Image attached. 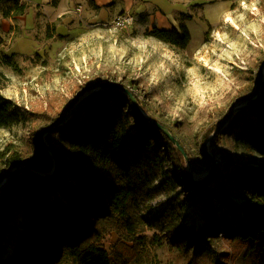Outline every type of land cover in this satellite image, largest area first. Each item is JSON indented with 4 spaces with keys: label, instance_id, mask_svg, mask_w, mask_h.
Instances as JSON below:
<instances>
[{
    "label": "rangeland",
    "instance_id": "1",
    "mask_svg": "<svg viewBox=\"0 0 264 264\" xmlns=\"http://www.w3.org/2000/svg\"><path fill=\"white\" fill-rule=\"evenodd\" d=\"M31 1L36 0H18L27 5L17 14L9 11L12 0H0V96L14 100L23 114L21 123L0 128V152L11 143L27 159L33 134L40 132L45 141L44 128L71 101L96 82H120L143 102V111L173 130L193 157L194 178L209 177L210 155L218 180L228 162L264 165L262 155L228 134L213 150L208 145V158L201 153L209 130L234 104L254 94L264 63V0H137L129 8L127 0H96L99 6L95 0H68L66 6H57L58 0L49 6ZM124 16L130 21L116 25ZM155 28L179 34L186 29L188 43L179 47L161 41L152 35ZM218 180L210 183L213 205L221 211L220 200L226 197L241 208L246 196L221 190ZM152 193L141 204L148 229L141 249L127 251L130 264H215L195 248L181 249L173 237L177 224L195 229L203 224L199 200L185 201L181 195L174 200L157 181ZM163 211L165 220L151 221ZM21 220L18 214L19 229ZM116 239L112 233L103 247L109 249ZM1 246H6L4 256L14 251L12 242L1 241ZM212 246L225 252L220 264H264L262 243L235 245L219 232Z\"/></svg>",
    "mask_w": 264,
    "mask_h": 264
},
{
    "label": "trees",
    "instance_id": "2",
    "mask_svg": "<svg viewBox=\"0 0 264 264\" xmlns=\"http://www.w3.org/2000/svg\"><path fill=\"white\" fill-rule=\"evenodd\" d=\"M12 1L9 11L23 12L26 5ZM182 31L155 28L151 32L161 41L185 47L189 32ZM258 75L254 94L234 104L236 111L210 138V148L228 134L264 157V132L254 123L264 127V74L259 98L248 104L257 94ZM132 97L145 110L133 90L120 82H96L71 101L44 128L49 129L44 140L57 159L53 172V158L40 132L31 138L27 159L11 143L0 152L5 167H0V264H130L133 257L129 259L127 251L132 254L141 249L148 229L141 204L152 199L155 181L166 195H175L174 200L181 195L185 201L198 199L201 204L203 224L196 229L182 224L174 227L173 237L181 249L195 248L220 264L225 252L212 246L219 232L235 245L264 244V165L228 162L219 180L217 168L209 177L194 180L188 170L193 172L196 166L185 146L165 123L147 111L141 113ZM78 101L74 113L66 118ZM234 106L203 137L204 144ZM22 120L15 101L0 96V128ZM204 144L201 153L208 158ZM216 180L221 190L233 189L246 196L241 208L224 197L220 200L223 209L218 211L221 208L213 205L210 187ZM18 214L23 218L22 229L15 224ZM167 217L163 211L151 221ZM112 233L117 239L106 249L102 243ZM1 241L12 242L11 255L4 256L6 246Z\"/></svg>",
    "mask_w": 264,
    "mask_h": 264
},
{
    "label": "water",
    "instance_id": "3",
    "mask_svg": "<svg viewBox=\"0 0 264 264\" xmlns=\"http://www.w3.org/2000/svg\"><path fill=\"white\" fill-rule=\"evenodd\" d=\"M263 66H264V63H263ZM263 66H262V68H261V70H260V72H259V75H258V82H257V94L255 95V96H253L250 100H249V102H248V104L249 103H251V102H253L254 100H257L258 98H259V96H260V94H261V91H262V87H263V74H264V72H263ZM113 85H116V86H120V87H122L121 85H117V84H113ZM105 86H107V85H105ZM96 91V90H95ZM128 94H130V93H128ZM131 95V94H130ZM85 97V96H84ZM132 100H133V102H134V104H135V106L138 108V110H140V112L141 113H143L144 114V111L140 108V106L137 104V102H136V100H135V98L134 97H132ZM79 103H80V101H78L77 103H76V105L72 108V110L69 112V114L66 116V118H68L72 113H74V111L76 110V108H77V106L79 105ZM236 109H237V107H233V109H232V112L227 116V118L219 125V127L217 128V130L214 132V134L216 133V132H218L225 124H226V121L232 116V114L236 111ZM151 121L152 122H154V123H156L158 126H161L159 123H158V121L157 120H154V119H151ZM163 128V130L167 133V135L169 136V138L172 140V141H174V142H176V145L178 146V148L181 150V151H183V149H182V147H180V145H179V143L177 142V140H176V138H174V136L166 129V128H164V127H162ZM48 130L49 129H45V130H43V134L45 135L47 132H48ZM213 134V135H214ZM213 135H211L206 141H205V144H204V149H207L208 148V145H209V139L213 136ZM44 137V136H43ZM44 143H45V145L48 147V151L50 152V154L52 155V158H53V169H52V171L51 172H53L55 169H56V166H57V159H56V156H55V154L53 153V151H52V149L49 147V145L46 143V141H43ZM207 142V143H206ZM206 151V150H205ZM210 158H211V161H212V165H211V167H210V170H209V174L213 171V169L214 168H212L213 167V165L215 164V157L214 156H211L210 155ZM189 168H190V163H189ZM22 171H25V172H29V173H36V172H34L33 170H30V169H23ZM17 173V171L16 172H13L12 174H11V176L12 175H14V174H16ZM188 173H189V175L194 179V180H197V178H194V176H193V172L189 169L188 170ZM36 174H39V173H36ZM204 178V177H203ZM1 186V185H0Z\"/></svg>",
    "mask_w": 264,
    "mask_h": 264
},
{
    "label": "crops",
    "instance_id": "4",
    "mask_svg": "<svg viewBox=\"0 0 264 264\" xmlns=\"http://www.w3.org/2000/svg\"><path fill=\"white\" fill-rule=\"evenodd\" d=\"M43 1H45L44 2V5L45 6H49V5H51V3H50V1H52V0H36V1H31L33 4H39V2H43ZM64 1H66V3H67V1L68 0H58L57 1V6H66L65 4H64ZM123 1V0H122ZM137 0H127V7L129 8V7H131V6H133V4L136 2ZM95 3L96 4H98V6L99 5H102V4H107V3H105V0H103V3L101 4V3H97L96 2V0H95ZM25 5H27V4H25ZM26 8V7H25ZM107 13V12H106ZM11 14V13H10Z\"/></svg>",
    "mask_w": 264,
    "mask_h": 264
},
{
    "label": "built area",
    "instance_id": "5",
    "mask_svg": "<svg viewBox=\"0 0 264 264\" xmlns=\"http://www.w3.org/2000/svg\"><path fill=\"white\" fill-rule=\"evenodd\" d=\"M129 21L130 19L127 16H124V17L118 18L116 25H123Z\"/></svg>",
    "mask_w": 264,
    "mask_h": 264
}]
</instances>
